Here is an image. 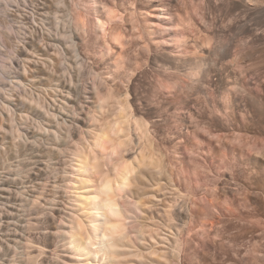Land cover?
I'll use <instances>...</instances> for the list:
<instances>
[{
  "label": "rangeland",
  "instance_id": "1",
  "mask_svg": "<svg viewBox=\"0 0 264 264\" xmlns=\"http://www.w3.org/2000/svg\"><path fill=\"white\" fill-rule=\"evenodd\" d=\"M60 2L0 0V62L10 69L0 80V238L21 240L15 254L0 249V257L16 264L69 258L58 229L78 212L68 185L74 149L85 143L76 123L100 89L130 95L137 116L154 101V122L164 124L160 138L148 125L163 171L135 190L143 201L139 220L152 234L137 245H172L168 213L184 209L186 199L188 223L170 264H264V1L81 0L85 31L70 20L72 0ZM161 4L163 22L156 19ZM103 5L121 16L111 32L123 34L122 45L93 27ZM145 12L157 23L152 30ZM105 40L112 50L102 54ZM135 146L122 153L132 157ZM96 156L103 171L116 159Z\"/></svg>",
  "mask_w": 264,
  "mask_h": 264
},
{
  "label": "bare ground",
  "instance_id": "2",
  "mask_svg": "<svg viewBox=\"0 0 264 264\" xmlns=\"http://www.w3.org/2000/svg\"><path fill=\"white\" fill-rule=\"evenodd\" d=\"M91 1L92 4L96 3V0ZM246 1H253V4H255L258 0H256V2H254V0ZM262 3L260 4L262 5ZM72 4L74 10H71L72 13H70V20L73 23L75 30L85 31L87 24L85 23V17L82 13L78 12V9L83 6V3L81 0H72ZM158 7L156 19L163 22L165 20L164 18L167 17V9L162 4ZM150 15V12L144 13V17H146L145 22L147 23L146 26L149 30H152L154 24L157 23L155 20L150 19ZM120 18L121 16L113 7L103 5V10H96L95 17H93L91 21L94 29L100 36L104 37V39L109 36L113 43L122 45L121 40L123 34L117 31L111 32L113 22L119 21ZM180 27L182 28V26ZM179 38V36L174 35L172 40L174 43H178L177 41H179ZM111 50L112 47L110 43L105 40L101 46L100 52L103 54L108 51L111 52ZM15 62L16 59H14V63ZM14 63H12L11 59L10 65H12V67ZM14 71H16L15 67ZM0 73H4V77H0V80L5 78L6 73H10L8 63L0 62ZM170 83V81L169 84L166 82V84L163 85V88L165 87L170 90L172 87ZM94 85H96V83H92V87H94ZM125 96H128V94L126 93ZM94 97L95 99L93 103L88 106V111H86V113L83 111L85 116L83 117L79 115L78 117V119L85 124L89 122L88 129L83 132L84 126L79 123V120L77 121L75 119L77 121L76 126L79 128V133L85 140L84 142L87 143L81 144V142H79L76 145V151L74 149V163L72 166L73 177L70 178V184H68L73 191L75 201L73 203H75L76 210L79 213H74L75 216L65 221L60 229H58L59 235L65 239L63 245L70 255L68 259L64 260V264H80L81 262H83V264H170L168 255L170 253L173 256L178 254L177 252L180 250L179 234L188 223L187 218H184L182 215V213L188 212L186 209L187 207L185 208L187 200L184 199V209L180 207L181 209L176 208V210L174 209L171 213L169 212L170 210L168 211V215L170 214L175 220V223L173 222L172 226L170 222V225L168 224L173 231L170 227H167L170 228L172 236L174 237L172 245L169 244L170 246L166 249L164 248L165 245L163 248L147 247V251L137 245V240L145 239L147 236L152 237V234L150 231L146 230V224L144 226L142 221L139 220L138 210L140 211L143 201L139 197L140 193L136 194V191L142 186L140 184L144 181L143 179L147 178V180L153 179L156 181L157 179H154L155 176L160 178L163 166L155 158L156 153L153 151V149H155L153 146L154 141L149 127L138 123L142 120V117L135 114L132 106H127L130 104L129 101L120 98L121 96L116 97V94H113V92H102L100 89H96ZM102 100L104 103H101ZM112 100L114 101L113 104L115 103V105H113L115 110L110 114L111 117L107 118L108 120L100 123V111H103L105 106L109 104V101ZM40 111L41 109L39 112ZM54 116L55 115H52V117ZM58 125L62 124L58 123ZM70 126H72V124H70ZM55 130L57 131V128H55ZM52 131H54V129H52ZM115 135H117L116 138H118L116 140L114 138ZM131 143L136 145L135 151H133L135 154H132V157H126L122 152L129 150L128 146H130ZM96 152H103L108 158L109 156L116 158L115 161L111 162V169H105L107 171L99 169L100 166L96 160ZM156 152L160 153V151ZM160 154L162 155V153ZM157 168L160 169L159 172L156 171ZM111 171H113V173ZM130 172L139 173V175L129 177L128 174ZM3 190L8 191V189L5 188ZM1 195L3 196V194ZM124 195L126 197H124ZM109 204L111 207L108 206ZM112 209H115V211ZM178 215L182 216V219L178 220ZM108 224L115 225L116 227L110 230L107 228ZM82 226L87 230V235L92 237L93 241H96L98 237L102 240L105 233L110 231L125 232L126 236L123 240L117 243L114 249L92 248L86 243L84 232L81 231ZM4 238H0V249H2V251L4 250L6 253L3 251L1 254L9 255L11 252L14 253L18 244L21 243V240L17 238V235H14L12 238ZM164 238L165 237H162L161 239L163 240L160 241H164L166 239ZM165 241L168 242V240ZM13 257L16 258L14 255L10 258ZM6 258L7 257L5 256L0 257V264H9V257L8 259ZM69 259L72 260L71 263L69 262ZM162 260L164 261L162 262ZM10 264L16 263L10 262Z\"/></svg>",
  "mask_w": 264,
  "mask_h": 264
},
{
  "label": "snow or ice",
  "instance_id": "3",
  "mask_svg": "<svg viewBox=\"0 0 264 264\" xmlns=\"http://www.w3.org/2000/svg\"><path fill=\"white\" fill-rule=\"evenodd\" d=\"M65 6V4L63 3V0H61L60 3H58V7L63 8ZM195 75V74H193ZM196 84H200L203 83V79L201 77L200 80H195L193 81ZM197 90H199L197 88ZM130 91V89H129ZM121 98L124 100H131L132 97L130 95L128 96H124L123 93H121ZM262 99H264V97H262ZM101 103H104V101L102 100ZM154 101L148 102L146 103V108L147 110L144 113H140V116L142 117V120L139 121L138 123L144 124L145 126L151 125L152 128L155 129V134L157 135L158 138L163 137L164 136V124L163 123H156L155 118L159 113V109L152 107L150 105L154 104ZM128 107H131L132 105H127ZM160 107L162 108L163 105H160ZM247 115V114H246ZM262 115H264V112H262ZM160 120L163 121V116H160ZM261 123L264 124V119L261 120ZM133 155L135 154V152L132 153ZM157 172L160 171L159 168L156 169ZM129 177H134V176H138L139 173H135V172H130ZM107 188V186H106ZM109 207H111V205H108ZM113 211H115V209H112ZM177 219H182V216H177ZM116 226L112 225V224H108L107 228L108 229H114ZM81 231L84 232V238L86 240V243L92 247V248H115L117 243L121 240H123L126 236L125 232H115V231H110V232H106L105 235L103 236L102 240H100V238L98 237L96 241H93L92 237L87 235V230H85L82 226Z\"/></svg>",
  "mask_w": 264,
  "mask_h": 264
}]
</instances>
